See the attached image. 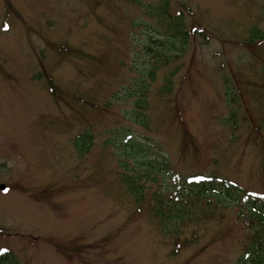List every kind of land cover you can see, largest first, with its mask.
Wrapping results in <instances>:
<instances>
[{"label": "rangeland", "instance_id": "1", "mask_svg": "<svg viewBox=\"0 0 264 264\" xmlns=\"http://www.w3.org/2000/svg\"><path fill=\"white\" fill-rule=\"evenodd\" d=\"M262 32L264 0H0V264H237L264 207ZM174 174L238 201L166 223Z\"/></svg>", "mask_w": 264, "mask_h": 264}, {"label": "trees", "instance_id": "2", "mask_svg": "<svg viewBox=\"0 0 264 264\" xmlns=\"http://www.w3.org/2000/svg\"><path fill=\"white\" fill-rule=\"evenodd\" d=\"M182 15V13H181ZM182 18V17H181ZM181 18L180 21H181ZM172 27V26H171ZM174 31L175 34L180 36L183 40V42L181 44H177V43H173V48H175L177 50V52H182L185 50V46H187L188 43V38L190 37V34H188V30L187 28L182 24V22H180L179 26H174ZM196 30L194 29L193 32H195ZM258 31V28H257ZM254 33V32H253ZM263 37L260 40H264V32L260 33ZM209 38V37H208ZM261 38V37H260ZM258 40V41H260ZM175 53V52H174ZM167 57V56H166ZM167 59H169V57H167ZM157 69V68H156ZM177 72V71H176ZM175 72V73H176ZM155 75L156 72L153 71L151 74V79L153 81H155ZM174 73L172 75L169 76L170 80H168L166 82V87L164 88V92H166L167 94H172L174 89H173V85L175 83V80L173 79ZM51 86L53 87V84L50 82ZM140 102H138L137 106L139 109H144L146 110V106H148V101H147V96L141 100H139ZM108 107V105H107ZM148 109V107H147ZM137 120H139L140 122H144L145 116L142 113H137L136 118ZM145 125L148 126L149 128V123H148V118L146 116V120H145ZM91 137L89 139V141H87L86 143H84V145L87 147L85 150L88 149V145L90 143ZM128 143V141H127ZM165 164L163 165V167H153L150 165L149 169H151V171H157V170H162L164 172L168 173H172V171H170L169 169V165H167L166 162H164ZM207 175H202L199 174L198 176H196V178L193 180V182L191 181L190 186H182L183 183L181 180V178H179L176 174L172 175V179L174 181V193H176V200L172 201L171 203H169L167 205V207L163 208L162 204H158L156 209H157V214L159 218H165L166 223H168L170 220H168L171 216L175 215V217H172V221L176 220L178 222L177 225L179 224H185V221L187 220V222H190V216H192V211L189 210V206H191V202L192 199H200V197H206L209 193L213 194L212 191H215L213 194L214 196L216 195V191H218L219 193L216 196H220L218 198L221 197H230L235 198V201H238V195L236 194L235 191L232 190V192H230L231 190L228 188H225L224 190H217L216 188H214V185L212 184V180H214V178L210 177V180H207ZM181 181V182H180ZM173 187V186H172ZM239 187H237V193H239ZM241 192V191H240ZM206 195V196H205ZM210 196V195H209ZM208 197V196H207ZM260 200H262L260 198ZM258 201H254L253 204L254 206L251 207H247V211H246V224L248 225V227H256V229L259 231L258 232V236L256 238V241L253 242V244H251L250 248H248L246 251L249 252L246 253V255L241 258L239 260V262L237 264H262V260H264V246L262 244H260L258 242V238L259 239H264V210L261 211L262 206L258 205V203H256ZM260 204V203H259ZM246 210V207L243 206ZM173 214V215H171ZM170 215V216H169ZM168 217V218H167ZM175 225H171L169 224L168 227H172V228H176L177 226ZM262 233V235L259 236V234ZM262 243H264V241H262ZM7 257L8 254L6 256H2L0 257V261H7ZM1 263V262H0Z\"/></svg>", "mask_w": 264, "mask_h": 264}, {"label": "water", "instance_id": "3", "mask_svg": "<svg viewBox=\"0 0 264 264\" xmlns=\"http://www.w3.org/2000/svg\"><path fill=\"white\" fill-rule=\"evenodd\" d=\"M6 187L4 186V187H2V190H4Z\"/></svg>", "mask_w": 264, "mask_h": 264}]
</instances>
